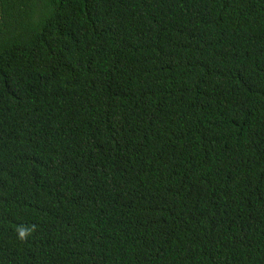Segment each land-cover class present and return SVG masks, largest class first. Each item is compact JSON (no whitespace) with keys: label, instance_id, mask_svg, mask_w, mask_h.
Instances as JSON below:
<instances>
[{"label":"trees","instance_id":"obj_1","mask_svg":"<svg viewBox=\"0 0 264 264\" xmlns=\"http://www.w3.org/2000/svg\"><path fill=\"white\" fill-rule=\"evenodd\" d=\"M0 264H264V0H0Z\"/></svg>","mask_w":264,"mask_h":264}]
</instances>
